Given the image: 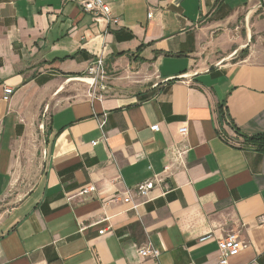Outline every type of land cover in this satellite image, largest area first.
<instances>
[{
	"label": "crops",
	"instance_id": "1",
	"mask_svg": "<svg viewBox=\"0 0 264 264\" xmlns=\"http://www.w3.org/2000/svg\"><path fill=\"white\" fill-rule=\"evenodd\" d=\"M81 1L0 0V264H219L229 231L227 264H264L260 0ZM98 56L102 100L75 79Z\"/></svg>",
	"mask_w": 264,
	"mask_h": 264
},
{
	"label": "built area",
	"instance_id": "2",
	"mask_svg": "<svg viewBox=\"0 0 264 264\" xmlns=\"http://www.w3.org/2000/svg\"><path fill=\"white\" fill-rule=\"evenodd\" d=\"M81 5L85 11L93 13L95 18H103L108 24H118L119 18L112 12L111 6L104 0H82ZM151 16V14H149ZM86 80L88 81L89 95L92 99L102 100L105 96V92L110 88L109 77L106 68L105 59L103 56H98L93 59L85 70ZM14 93V89L11 86H5L3 92V98L8 100ZM105 115V114H104ZM106 119L102 117L99 119V127L102 129L105 125ZM154 131L159 130V124L151 126ZM181 133H186V128H180ZM98 140L93 141L96 144ZM184 151H179L180 156ZM167 171L169 166L164 167ZM164 180L157 175L153 178L146 179L133 188L135 194L141 196H147L157 184L162 183ZM96 190L95 185L86 186L81 190V194H88ZM133 192L131 188H127L125 202H131L133 198ZM205 238H203L204 240ZM218 248L220 253L219 264H227L230 257L237 255L245 246L244 241L234 231L226 232L218 236ZM140 254L143 257L158 258L161 254L160 249L155 248L152 244H148L140 249Z\"/></svg>",
	"mask_w": 264,
	"mask_h": 264
},
{
	"label": "trees",
	"instance_id": "3",
	"mask_svg": "<svg viewBox=\"0 0 264 264\" xmlns=\"http://www.w3.org/2000/svg\"><path fill=\"white\" fill-rule=\"evenodd\" d=\"M220 109H222V107ZM245 139L247 142L256 145L258 148L264 149V134L252 137L245 136Z\"/></svg>",
	"mask_w": 264,
	"mask_h": 264
},
{
	"label": "water",
	"instance_id": "4",
	"mask_svg": "<svg viewBox=\"0 0 264 264\" xmlns=\"http://www.w3.org/2000/svg\"><path fill=\"white\" fill-rule=\"evenodd\" d=\"M260 6L264 8V0H260ZM75 79L88 82L85 77H78V78H75Z\"/></svg>",
	"mask_w": 264,
	"mask_h": 264
}]
</instances>
